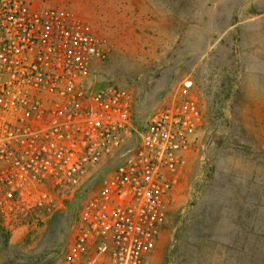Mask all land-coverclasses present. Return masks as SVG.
Wrapping results in <instances>:
<instances>
[{"label":"rangeland","instance_id":"obj_1","mask_svg":"<svg viewBox=\"0 0 264 264\" xmlns=\"http://www.w3.org/2000/svg\"><path fill=\"white\" fill-rule=\"evenodd\" d=\"M36 1L72 10L105 42L88 83L131 95L135 136L184 90L202 110L147 264H264V0ZM114 167L68 198L55 190L52 214L0 219V264H57Z\"/></svg>","mask_w":264,"mask_h":264},{"label":"built area","instance_id":"obj_2","mask_svg":"<svg viewBox=\"0 0 264 264\" xmlns=\"http://www.w3.org/2000/svg\"><path fill=\"white\" fill-rule=\"evenodd\" d=\"M108 57L105 42L72 10L0 0V219L52 214L55 190L73 196L102 163H115L83 205L57 264H147L203 122L184 90L135 136L131 95L88 83Z\"/></svg>","mask_w":264,"mask_h":264},{"label":"trees","instance_id":"obj_3","mask_svg":"<svg viewBox=\"0 0 264 264\" xmlns=\"http://www.w3.org/2000/svg\"><path fill=\"white\" fill-rule=\"evenodd\" d=\"M178 222H179V219H176V223H178ZM178 232H179V230H178ZM176 239L179 240V236L178 237L176 236Z\"/></svg>","mask_w":264,"mask_h":264}]
</instances>
